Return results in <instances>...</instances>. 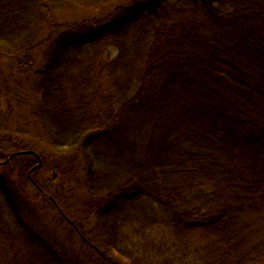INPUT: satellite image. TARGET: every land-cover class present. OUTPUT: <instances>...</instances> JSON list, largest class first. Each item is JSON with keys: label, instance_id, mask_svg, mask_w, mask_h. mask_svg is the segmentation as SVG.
<instances>
[{"label": "trees", "instance_id": "obj_1", "mask_svg": "<svg viewBox=\"0 0 264 264\" xmlns=\"http://www.w3.org/2000/svg\"><path fill=\"white\" fill-rule=\"evenodd\" d=\"M183 1L0 0V58L34 76L36 138L81 158L90 219L0 106V264H264V0Z\"/></svg>", "mask_w": 264, "mask_h": 264}, {"label": "rangeland", "instance_id": "obj_2", "mask_svg": "<svg viewBox=\"0 0 264 264\" xmlns=\"http://www.w3.org/2000/svg\"><path fill=\"white\" fill-rule=\"evenodd\" d=\"M174 2L176 3V0ZM187 3L188 0H185L177 7L185 8L186 6L183 5ZM78 14L82 17L85 12L79 11ZM117 51L116 44L103 43L87 58L90 64L98 68L108 57L115 56ZM33 80L32 72L17 70L11 59L0 58V106L4 108L5 114H9V126L14 130L11 131L16 141L21 142L24 149H33L42 156V165L39 168L36 167L35 173L41 189L47 190L56 199L58 198L59 206L55 204L58 210L64 209L71 215L77 214L79 218H87L88 213L83 208L87 193L83 188L84 168L81 158L71 152L50 149L36 138L39 127L31 115L35 97L32 88ZM18 129L23 133L17 132ZM54 172L57 173L56 178L53 177ZM23 195L32 203L35 210L56 228L59 242L64 241L68 244L73 241L72 245L75 246L74 243L79 241V237L73 233H70L72 237L66 236L70 228L59 217L57 208L51 202L38 191L31 192L23 189Z\"/></svg>", "mask_w": 264, "mask_h": 264}, {"label": "water", "instance_id": "obj_3", "mask_svg": "<svg viewBox=\"0 0 264 264\" xmlns=\"http://www.w3.org/2000/svg\"><path fill=\"white\" fill-rule=\"evenodd\" d=\"M33 152V151H32ZM19 153H12V156L18 155ZM41 165V162L39 163ZM54 177H56V173H54Z\"/></svg>", "mask_w": 264, "mask_h": 264}]
</instances>
